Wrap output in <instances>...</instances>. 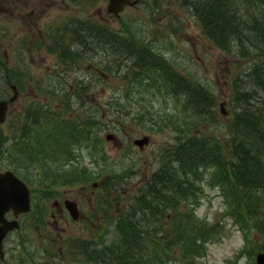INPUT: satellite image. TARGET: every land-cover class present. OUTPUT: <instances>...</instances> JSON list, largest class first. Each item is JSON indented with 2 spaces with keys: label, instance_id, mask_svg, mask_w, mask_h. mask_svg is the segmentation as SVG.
<instances>
[{
  "label": "rangeland",
  "instance_id": "rangeland-1",
  "mask_svg": "<svg viewBox=\"0 0 264 264\" xmlns=\"http://www.w3.org/2000/svg\"><path fill=\"white\" fill-rule=\"evenodd\" d=\"M34 1L30 0L25 7L24 0H15L12 6V9L16 7L15 14L0 12V81L6 49L10 54V71H17L16 50L20 46L29 48L30 42L39 41V38L41 41L49 30L51 32L63 26L70 17L106 25L135 39L137 46H144L159 55L157 67L145 66L127 80L116 72L122 56L111 46L97 47L92 62L84 58L87 55L79 53L83 58L71 57L63 64L57 51L47 54L44 61H39L38 56L44 54L32 50L36 64H31L30 68L42 79L29 81L25 78L23 86L19 87V94L13 100L10 97L14 93L8 89L6 100L11 104L0 122V138L4 139L5 148L0 151L5 150L3 157L6 160H3L5 165L0 169L12 170L21 179L23 175L29 176L26 175L28 182L23 180L30 190L31 209L19 216V228L5 237L4 262L0 264H101L92 261L89 250L115 245L119 235L115 230L116 220H107L96 209L99 208V197L111 192L110 188L116 190L115 196L119 202L114 201L108 213L114 217L118 207L122 208L129 198L136 195L144 179L158 168L161 151L175 144L176 138L183 139L190 131L217 136L225 143L224 140L230 138L227 127L235 113L234 87L242 81L245 83L252 64L262 59H245L210 41L197 19L181 7L179 0H140L126 7L119 17L106 12L108 0H82L80 5L86 10L83 15L76 10L78 4L74 0L71 3V0H55V6L47 8L44 15L31 23L28 10L34 7ZM21 8L25 14H22ZM98 8L102 9L100 16L96 12ZM258 12L256 10L255 14ZM75 49L74 45V54ZM26 55L28 57V51ZM160 64L165 68H160ZM59 67L60 72L56 71ZM64 68L72 70L71 79L63 83V86L67 84L64 91L56 89L55 96L51 86L58 87V76ZM170 73L204 88L215 103L214 122L208 121L206 125L194 127L196 120L191 116L186 96L169 92ZM48 77H52L50 85L47 84ZM253 95L257 101H262L259 100L263 99L259 91L255 90ZM63 99L67 100L68 110ZM34 101L49 107L52 113L59 112L62 107L65 110L62 117L67 122H75L76 126L84 125L89 118L93 123L90 128L92 136L88 139L91 141L71 139L73 143L67 148L69 154L63 155L57 143L48 140L45 141L46 149L33 161H26L32 165L22 164L24 157L20 151L25 144L22 140L20 144H15L21 125L17 118L22 110L20 108ZM250 103L254 105V98ZM255 105L260 107L261 103ZM51 132L44 130L42 135L47 137ZM93 133L97 140H92ZM107 133L116 138L106 140ZM60 134L59 141L65 143L69 138L68 130L60 131ZM144 135L148 137V142L141 146L132 142ZM75 168L84 172V176L79 174L77 181L48 179V176L70 173ZM95 182L105 184L92 186ZM203 192L197 215L222 224L223 233L220 239L207 244L206 252L195 258L196 264H256V254L264 252V238L255 235L250 228H240L233 221L227 212V200L219 187L205 182ZM54 200L59 201V207L52 205ZM65 200L76 203V219L70 215ZM6 217L11 219L13 216L9 212ZM159 223L166 225L164 220ZM26 234H29L30 240L22 246L20 237ZM24 249L28 254L24 253ZM162 254V264H182L180 250L172 248L168 252L162 251Z\"/></svg>",
  "mask_w": 264,
  "mask_h": 264
},
{
  "label": "trees",
  "instance_id": "trees-1",
  "mask_svg": "<svg viewBox=\"0 0 264 264\" xmlns=\"http://www.w3.org/2000/svg\"><path fill=\"white\" fill-rule=\"evenodd\" d=\"M179 1L181 7L197 19L210 41L245 59L257 60L260 57L262 62L253 63V69L245 83L242 81L234 87L235 113L228 124L230 138L225 139V143L217 136L190 131L183 139L176 138L175 144L161 151L158 168L144 179L136 195L129 198L122 208L118 207L114 217L108 213L113 202L118 201L116 190L110 188L111 192L99 197L97 205L100 209H96L107 220H116L115 230L119 235L115 245L89 250L92 261L101 264H162V251L168 252L172 248L181 251L182 264H196L195 258L206 252L207 244L220 239L223 233L222 224L197 215V208L204 196L205 182L219 187L229 206L228 215L240 228H250L255 231V235L264 238V48L261 47L264 46V0ZM256 10L259 12L255 14ZM58 35L65 42H76L72 43V48L76 46V53L72 51V57L83 58L78 52L79 48H84L91 62L95 60L100 46L113 47L122 56L116 72L127 80L136 74V70L158 65L159 55L144 46H137L135 39L126 34L97 22H80L72 28L66 25ZM160 68L165 66L160 64ZM169 78V92L186 96L191 116L196 120L194 127L216 120L215 103L202 86L174 73H170ZM5 89L6 82L1 80L0 96ZM255 90L262 95L263 99H259L262 101H257V97L253 95ZM251 98H254V105L261 103V106L251 104ZM40 106L44 107L37 104L35 107L41 108ZM57 117L52 119L48 115L44 120L63 125L55 126L51 123L47 127H40L41 133L39 134V129L35 130L31 136V144L20 149L24 157L22 164L32 165L33 163L28 165L26 161H33L46 149L45 141L53 140L57 143V148L63 151V155L69 154L67 148L73 143L71 139L91 141L88 139L92 136L90 128L93 123L89 118L84 125L76 126L73 121L67 122L65 118H60L59 115ZM31 121L34 123L36 119ZM44 130L52 132L46 137L42 135ZM63 130L69 132L65 143L59 141L62 134L60 131ZM92 138L98 139L95 133ZM21 139L22 137L17 139L15 144H20ZM3 140L0 138V149L3 148ZM96 151L103 150L93 152ZM4 154L5 150L0 151V166L5 165ZM79 174L84 176L83 171L75 168L70 173L48 176V179L60 178L62 182H71L77 181ZM26 175L22 178L28 182L29 176ZM97 184L100 187L105 182ZM161 220L165 221V226L159 223ZM20 238L22 246L30 240L29 234L21 235ZM24 253L28 254V251L24 249ZM1 262H4L3 258H0Z\"/></svg>",
  "mask_w": 264,
  "mask_h": 264
},
{
  "label": "flooded vegetation",
  "instance_id": "flooded-vegetation-1",
  "mask_svg": "<svg viewBox=\"0 0 264 264\" xmlns=\"http://www.w3.org/2000/svg\"><path fill=\"white\" fill-rule=\"evenodd\" d=\"M25 1V7H27L28 3L30 2V0H24ZM73 0L70 1V3ZM78 5H77V11H79L80 15H83L84 10L83 9V5L82 4V0H74ZM98 1V0H96ZM103 1V0H102ZM105 1V0H104ZM107 1V0H106ZM140 1V0H138ZM13 2H15V0H13ZM12 1H8V0H0V12L4 11L5 13L12 15L16 13L15 10V6L12 9L13 3ZM56 5L55 0H35L33 3L34 7H30L29 8V17L31 18V23H33L32 21H34V23L36 22V19L42 15L45 14L47 8L53 7ZM65 5H69V3H66ZM79 7H81V9L79 10ZM22 9V8H21ZM22 14H25L24 9H22ZM96 12L98 13V15L100 16V14L102 13V9L98 8L96 10ZM106 12L107 8H106ZM20 14L22 17H24V15ZM111 14V13H109ZM89 20L87 19H77V18H73L70 17L69 20H67V22L63 25L60 26L59 28L54 29L53 31L50 32V30L47 32L46 35H43V39L40 41L38 40H34L32 42H30L29 44V48H23L22 46H20L18 48V50H16V57L18 59L16 60V63L18 64L17 66V71H10V67L8 64V60H9V56L10 54L8 53V49H6L4 51V62L2 64V66H4V70L1 73V78L4 82H6V89L5 92L3 94V98L7 99L8 97V89H12L11 85H15L16 86V90H17V94H19V87L23 86V82L25 78H28L29 81L34 80L36 81V79H42V76H38L35 75L34 72L32 71L31 64H36V61L34 59V57L32 56V50L35 51H42V53L44 54L39 55L38 59L39 61H44L46 58L47 54H52L54 52H59L60 55V62L63 64L65 62H67V59L72 57V45L76 44V42L73 43L72 42H68V41H64V38H60L58 35V32H61V28L64 26H68L69 28H72L73 26L76 27L77 24H79L80 22H88ZM46 36V38H45ZM73 43V44H72ZM63 47V48H61ZM66 47V48H64ZM26 51L29 52V55L27 57L26 55ZM81 53V55H87V50H85L84 48H80L79 52ZM84 58H87V56H84ZM56 71L60 72V67L58 69H56ZM63 73L59 74V85L58 87L55 85L51 86V88L54 89V95H56L55 91L56 89H59L60 91H64L66 89V85L63 86V83L69 79H71V73L72 70H69L68 68H64L62 69ZM38 76V77H37ZM48 81V85L51 84L52 82V77H48L46 79ZM45 80V81H46ZM41 81V80H40ZM15 82V83H13ZM65 84V83H64ZM13 91V89H12ZM14 92V91H13ZM63 94V92L61 93ZM67 93L65 94L66 97ZM64 100V99H63ZM11 103H7V108L9 111V105ZM36 102H32L30 104H26V106L21 107L20 110V114L17 118V121L21 122V125L19 126L17 135H18V139H20V137H22V141L24 142L25 145H29L31 144L30 140H31V136L33 134V132L35 130H38L40 127H47L49 126L53 121L47 122L44 119H46L48 117V115H51V118L54 119L56 118V115H59L60 118L62 117V113L64 114V109L62 107H60V111L56 112L54 111L53 113L49 110V107H41V108H37L36 106ZM64 106L65 108L68 110V106H67V100H64ZM35 118L36 121L33 123L31 120ZM52 125H55V123H52ZM63 125L62 123L58 124L57 126H61ZM59 128H63V127H59ZM39 134L41 133L40 129L38 130ZM56 207H59V203L56 204Z\"/></svg>",
  "mask_w": 264,
  "mask_h": 264
},
{
  "label": "water",
  "instance_id": "water-1",
  "mask_svg": "<svg viewBox=\"0 0 264 264\" xmlns=\"http://www.w3.org/2000/svg\"><path fill=\"white\" fill-rule=\"evenodd\" d=\"M138 0H108L107 11L119 17L120 12L126 5H134ZM14 95L10 97L13 100L17 96L15 85H11ZM7 109V100L0 99V122L4 120ZM107 140H114L116 137L113 134L105 135ZM148 142L146 135L139 139H134L133 143L141 146ZM96 186V183H93ZM57 201L53 202L56 205ZM64 204L69 210L70 215L76 219L77 205L74 201L65 200ZM31 199L30 191L26 183L20 179L12 170H0V257H3V240L5 236L12 230L19 227L18 216L30 210ZM11 212L13 218H6V213ZM257 264H264V253L259 252L256 255Z\"/></svg>",
  "mask_w": 264,
  "mask_h": 264
},
{
  "label": "bare ground",
  "instance_id": "bare-ground-1",
  "mask_svg": "<svg viewBox=\"0 0 264 264\" xmlns=\"http://www.w3.org/2000/svg\"><path fill=\"white\" fill-rule=\"evenodd\" d=\"M106 1V0H105ZM107 4V3H106ZM150 51V50H149ZM148 54V53H147ZM149 56V55H148ZM260 62H262V61H260ZM253 65V64H252ZM251 69H253V68H251ZM249 74H250V72H249ZM74 93V92H73ZM54 94V93H53ZM86 94V93H85ZM55 96H57V95H55ZM52 99V98H51ZM56 99V98H55ZM54 100V99H53ZM58 101H60V100H58ZM40 102V101H39ZM41 104V103H40ZM49 104V103H48ZM38 105V104H37ZM43 106H45V105H43ZM41 107V106H40ZM227 115V114H226ZM179 134V133H178ZM179 206V205H178Z\"/></svg>",
  "mask_w": 264,
  "mask_h": 264
}]
</instances>
